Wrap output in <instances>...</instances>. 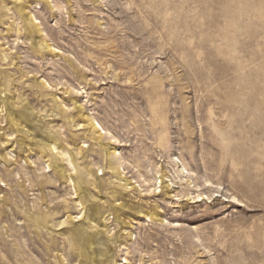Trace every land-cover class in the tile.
Returning <instances> with one entry per match:
<instances>
[{"label":"rangeland","instance_id":"1","mask_svg":"<svg viewBox=\"0 0 264 264\" xmlns=\"http://www.w3.org/2000/svg\"><path fill=\"white\" fill-rule=\"evenodd\" d=\"M0 264H264V0H0Z\"/></svg>","mask_w":264,"mask_h":264},{"label":"bare ground","instance_id":"2","mask_svg":"<svg viewBox=\"0 0 264 264\" xmlns=\"http://www.w3.org/2000/svg\"><path fill=\"white\" fill-rule=\"evenodd\" d=\"M94 242V240H92Z\"/></svg>","mask_w":264,"mask_h":264}]
</instances>
